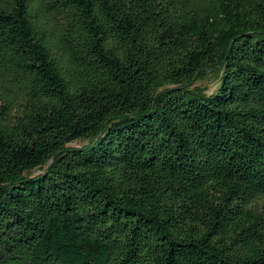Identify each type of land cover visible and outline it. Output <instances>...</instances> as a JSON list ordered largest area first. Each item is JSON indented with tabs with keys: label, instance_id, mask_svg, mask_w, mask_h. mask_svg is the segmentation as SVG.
Returning a JSON list of instances; mask_svg holds the SVG:
<instances>
[{
	"label": "trees",
	"instance_id": "16d2710c",
	"mask_svg": "<svg viewBox=\"0 0 264 264\" xmlns=\"http://www.w3.org/2000/svg\"><path fill=\"white\" fill-rule=\"evenodd\" d=\"M0 264H264V0H0Z\"/></svg>",
	"mask_w": 264,
	"mask_h": 264
},
{
	"label": "rangeland",
	"instance_id": "374dc122",
	"mask_svg": "<svg viewBox=\"0 0 264 264\" xmlns=\"http://www.w3.org/2000/svg\"><path fill=\"white\" fill-rule=\"evenodd\" d=\"M218 84V79L213 75H209L205 79L195 82L192 87H198L202 89L206 95H210L217 89ZM82 143L83 142H75L72 145H80ZM38 173H40V170L33 171V175Z\"/></svg>",
	"mask_w": 264,
	"mask_h": 264
}]
</instances>
